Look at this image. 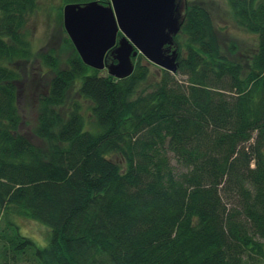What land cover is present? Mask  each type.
Returning a JSON list of instances; mask_svg holds the SVG:
<instances>
[{
  "label": "trees",
  "instance_id": "trees-1",
  "mask_svg": "<svg viewBox=\"0 0 264 264\" xmlns=\"http://www.w3.org/2000/svg\"><path fill=\"white\" fill-rule=\"evenodd\" d=\"M225 2L256 35L242 60L200 0L174 37L177 71L153 83L142 55L119 79L76 50L65 67L40 54L53 75L38 146L16 66L35 55L24 28L38 0H0V264H264V0ZM14 215L47 227L45 243Z\"/></svg>",
  "mask_w": 264,
  "mask_h": 264
},
{
  "label": "water",
  "instance_id": "water-1",
  "mask_svg": "<svg viewBox=\"0 0 264 264\" xmlns=\"http://www.w3.org/2000/svg\"><path fill=\"white\" fill-rule=\"evenodd\" d=\"M178 3L179 0L68 3L64 7V26L83 62L106 70V74L119 79L130 76L135 69L133 58L140 53L149 62L176 72L178 53L173 46L174 35L181 28ZM110 52L112 62L107 61Z\"/></svg>",
  "mask_w": 264,
  "mask_h": 264
},
{
  "label": "rangeland",
  "instance_id": "rangeland-1",
  "mask_svg": "<svg viewBox=\"0 0 264 264\" xmlns=\"http://www.w3.org/2000/svg\"><path fill=\"white\" fill-rule=\"evenodd\" d=\"M200 1L207 4L212 12L214 22L221 36L223 49L228 50L227 45L231 42L240 47V51L231 55L232 59L242 60L245 58V55L255 49L256 35L251 34L233 22L225 0ZM187 3L188 0H179L178 3L177 13L180 25L184 18ZM64 6L65 4L62 0H38V6L28 16L24 28V32L31 41L35 55L27 61L16 64L22 75L19 82V110L23 117L21 129L23 134L38 146L43 142L34 133L39 115V97L46 93L47 82L53 75L52 72H46L48 69L43 67L39 55L52 50L61 60V66L65 67L67 59L74 53V50L77 51L72 40L73 47L70 45V36L64 26ZM139 55H142L143 59L145 58V60L141 61L142 64L149 63L151 76L147 83L155 82L162 68L152 62L150 63L142 53ZM106 73V70H102L101 72V74ZM65 111L66 109H63L62 114H65ZM19 217L14 215L13 220L19 223L23 233L36 240L38 244L45 243L48 228L37 220ZM0 225H4L3 219H0ZM20 264H24V262L22 261ZM28 264L34 263L29 262Z\"/></svg>",
  "mask_w": 264,
  "mask_h": 264
},
{
  "label": "flooded vegetation",
  "instance_id": "flooded-vegetation-1",
  "mask_svg": "<svg viewBox=\"0 0 264 264\" xmlns=\"http://www.w3.org/2000/svg\"><path fill=\"white\" fill-rule=\"evenodd\" d=\"M175 47V45L173 46V48ZM177 53H178V51H177ZM109 56H111V52L109 53V55L107 56V60L109 59L108 57ZM177 58H178V54H177ZM176 61H177V59H176ZM177 63H178V61H177Z\"/></svg>",
  "mask_w": 264,
  "mask_h": 264
},
{
  "label": "bare ground",
  "instance_id": "bare-ground-1",
  "mask_svg": "<svg viewBox=\"0 0 264 264\" xmlns=\"http://www.w3.org/2000/svg\"><path fill=\"white\" fill-rule=\"evenodd\" d=\"M104 5H107V4H104Z\"/></svg>",
  "mask_w": 264,
  "mask_h": 264
}]
</instances>
